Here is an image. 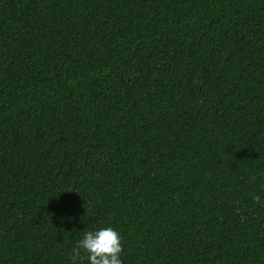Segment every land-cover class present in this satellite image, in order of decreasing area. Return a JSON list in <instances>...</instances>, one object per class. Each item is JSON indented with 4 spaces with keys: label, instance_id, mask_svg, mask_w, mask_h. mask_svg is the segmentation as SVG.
I'll return each mask as SVG.
<instances>
[{
    "label": "trees",
    "instance_id": "16d2710c",
    "mask_svg": "<svg viewBox=\"0 0 264 264\" xmlns=\"http://www.w3.org/2000/svg\"><path fill=\"white\" fill-rule=\"evenodd\" d=\"M104 226L122 264H264V0H0V264Z\"/></svg>",
    "mask_w": 264,
    "mask_h": 264
},
{
    "label": "clouds",
    "instance_id": "9594fccd",
    "mask_svg": "<svg viewBox=\"0 0 264 264\" xmlns=\"http://www.w3.org/2000/svg\"><path fill=\"white\" fill-rule=\"evenodd\" d=\"M253 200L259 197L252 195ZM120 233L111 226H104L84 231L71 248L72 264H122Z\"/></svg>",
    "mask_w": 264,
    "mask_h": 264
}]
</instances>
